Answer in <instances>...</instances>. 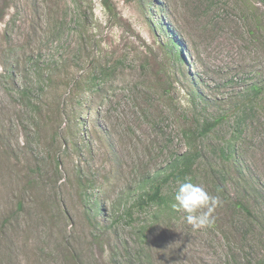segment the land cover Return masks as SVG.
Instances as JSON below:
<instances>
[{
  "label": "rangeland",
  "instance_id": "1",
  "mask_svg": "<svg viewBox=\"0 0 264 264\" xmlns=\"http://www.w3.org/2000/svg\"><path fill=\"white\" fill-rule=\"evenodd\" d=\"M108 1L0 0V264H264L262 1ZM214 120L191 177L214 223L137 206Z\"/></svg>",
  "mask_w": 264,
  "mask_h": 264
},
{
  "label": "trees",
  "instance_id": "2",
  "mask_svg": "<svg viewBox=\"0 0 264 264\" xmlns=\"http://www.w3.org/2000/svg\"><path fill=\"white\" fill-rule=\"evenodd\" d=\"M99 1L105 9H107L110 13H113L114 9L108 0ZM261 1L264 5V0ZM254 28H263L262 22H257ZM164 30L168 36L169 48L175 52V59L180 65L185 64V60L181 52V44L178 38L171 32L170 27L164 26ZM98 73L99 76H109L112 73V70L109 69V67H106L105 69L101 68ZM250 90L253 95L260 92L257 85H251ZM217 122L218 120H214L211 123L205 121L194 130L184 131V135L187 138V150L181 154L175 155L163 170L157 171L150 178L144 181V186L140 187L138 195L135 198V204L137 206L143 207L146 205H155L160 209L174 210L172 207L174 202L173 198L163 193L164 185L171 179H173L174 182L177 180L182 181L185 178H189L190 180L192 179L191 177L194 175L195 166L202 158L201 150L197 147V141L206 134L212 132V130L218 125ZM222 157L228 158L227 153L225 155L223 150ZM239 174L241 177H244L241 170L239 171ZM221 185L222 182H218L215 189L221 192ZM229 208L231 210H239L245 217L257 222V218L242 199L237 198L230 200ZM99 210L100 209L98 207L95 208V212H98ZM262 221L264 222L263 219Z\"/></svg>",
  "mask_w": 264,
  "mask_h": 264
},
{
  "label": "clouds",
  "instance_id": "3",
  "mask_svg": "<svg viewBox=\"0 0 264 264\" xmlns=\"http://www.w3.org/2000/svg\"><path fill=\"white\" fill-rule=\"evenodd\" d=\"M173 189L172 207L183 215L193 230L210 227L214 223V211L220 206L218 195L210 194L202 185L192 183L189 178L177 180Z\"/></svg>",
  "mask_w": 264,
  "mask_h": 264
}]
</instances>
